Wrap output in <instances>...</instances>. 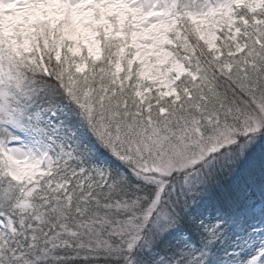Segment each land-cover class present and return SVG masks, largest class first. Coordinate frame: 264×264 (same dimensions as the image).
Segmentation results:
<instances>
[{
    "label": "snow or ice",
    "instance_id": "6c2138e0",
    "mask_svg": "<svg viewBox=\"0 0 264 264\" xmlns=\"http://www.w3.org/2000/svg\"><path fill=\"white\" fill-rule=\"evenodd\" d=\"M0 264H264V0H0Z\"/></svg>",
    "mask_w": 264,
    "mask_h": 264
}]
</instances>
